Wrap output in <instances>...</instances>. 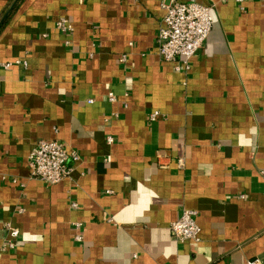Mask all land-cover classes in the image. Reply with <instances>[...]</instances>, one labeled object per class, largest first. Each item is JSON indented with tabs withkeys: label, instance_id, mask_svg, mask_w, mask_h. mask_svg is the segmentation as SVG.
<instances>
[{
	"label": "crops",
	"instance_id": "0c3cea01",
	"mask_svg": "<svg viewBox=\"0 0 264 264\" xmlns=\"http://www.w3.org/2000/svg\"><path fill=\"white\" fill-rule=\"evenodd\" d=\"M170 1L0 0V62L26 60L0 65V264L263 259L264 0H195L212 23L186 71L156 51ZM40 139L79 155L67 178L31 177ZM183 209L199 241L173 237Z\"/></svg>",
	"mask_w": 264,
	"mask_h": 264
},
{
	"label": "built area",
	"instance_id": "2783aa9c",
	"mask_svg": "<svg viewBox=\"0 0 264 264\" xmlns=\"http://www.w3.org/2000/svg\"><path fill=\"white\" fill-rule=\"evenodd\" d=\"M163 6L165 12L157 30L156 51L164 60L172 61L175 69L186 71L190 67V58L201 47L210 31L211 6L195 0H172ZM55 26L62 30L72 28L66 16L57 17ZM120 58L124 60L125 56L122 55ZM13 62L26 64L25 59L15 58L2 61L0 65L6 68ZM108 95L110 100L114 99L113 92H108ZM159 115V111L154 110L149 114V120H155ZM112 140V137L107 136V142L110 143ZM69 157L74 161L79 159L77 153L69 152L58 140L40 139L28 155L29 173L31 177L48 184L57 183L70 175L72 168L66 163ZM71 205L76 207L77 203L72 202ZM196 214L197 211L194 209H183L180 216L170 223L169 229L176 240L199 241L200 227L195 220ZM81 224L79 221L76 222L75 228L78 229ZM6 228L9 238L1 250L12 248L19 235L16 227L8 224ZM75 240H82L79 232L75 234ZM242 264H264V257L263 259L253 257Z\"/></svg>",
	"mask_w": 264,
	"mask_h": 264
},
{
	"label": "water",
	"instance_id": "95a60500",
	"mask_svg": "<svg viewBox=\"0 0 264 264\" xmlns=\"http://www.w3.org/2000/svg\"><path fill=\"white\" fill-rule=\"evenodd\" d=\"M10 7H11V6H10ZM10 7H9V8H10ZM3 17H4V16H2V18H1V20H0V23H1V21L3 20Z\"/></svg>",
	"mask_w": 264,
	"mask_h": 264
}]
</instances>
